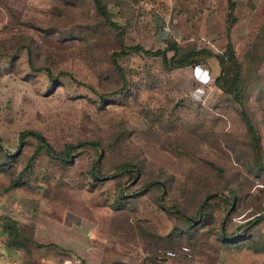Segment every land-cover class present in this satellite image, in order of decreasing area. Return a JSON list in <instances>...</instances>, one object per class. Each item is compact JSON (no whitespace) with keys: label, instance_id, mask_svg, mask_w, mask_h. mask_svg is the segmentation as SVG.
I'll use <instances>...</instances> for the list:
<instances>
[{"label":"rangeland","instance_id":"374dc122","mask_svg":"<svg viewBox=\"0 0 264 264\" xmlns=\"http://www.w3.org/2000/svg\"><path fill=\"white\" fill-rule=\"evenodd\" d=\"M104 1L128 43L227 45L228 0ZM236 2L230 38L264 162V0ZM117 46L94 0H0V214L35 238L11 247L0 223V264H154L161 249L183 245L191 259L167 264H264V164L254 160L242 105L215 83L218 57L170 67L133 52L119 60L128 87L103 98L124 82ZM32 128L57 148L90 142L67 161L42 149L25 169L37 137L20 134ZM98 161L101 178L92 174ZM125 161L138 164L136 176L115 173ZM150 178L164 188L145 189ZM230 187L237 197L228 206ZM209 191L221 194L196 223L168 210L178 203L194 216Z\"/></svg>","mask_w":264,"mask_h":264},{"label":"trees","instance_id":"16d2710c","mask_svg":"<svg viewBox=\"0 0 264 264\" xmlns=\"http://www.w3.org/2000/svg\"><path fill=\"white\" fill-rule=\"evenodd\" d=\"M94 1L97 7H99V9L101 10L104 21L111 28L115 30L118 46L112 50L111 55H112V60L115 66L117 67V70L119 71L120 75L124 80L122 85L114 88L112 91L100 92L101 97L106 98L108 94L124 90L125 88L128 87L129 81L127 79V74L123 66L120 64L119 60L122 57L129 56L133 52L143 51L151 55H160L164 63L170 67H183L187 65H196L205 61L208 57L215 55L218 57L220 63V71L219 74L215 77V83L223 91L230 93L233 96V98L239 104L242 105L240 112L247 125V130L250 136V143L254 155V160L260 165L264 164L261 154L262 143L260 138V132L258 127L256 126L255 121L251 117L248 109L245 107L244 95H243L244 89L242 85V81H243L242 63L236 53L233 41L230 38L232 27L238 19L237 14L235 12V8L237 5L236 0H228L227 28H226V32L228 35V42L225 49L221 52H216L207 46H201V47L191 46L188 48H183L178 44L176 40L173 41L169 40L168 44L165 47H160L156 49L144 47L141 43H128L125 39L126 36L125 27L121 24V22H119L117 19L113 17L111 10L107 6V3L104 0H94ZM27 36L29 38V44H27L26 46L28 47V52L32 59L31 53H33V48L35 47L34 46L35 40L32 36L30 35ZM170 50H172V53H170ZM39 68H42V66H39ZM43 68H46V70L52 77L57 76L53 74L52 70L49 67L44 66ZM60 72L62 73L65 71L61 70ZM26 135L27 136L33 135L37 137V145L35 146L33 152L29 156L28 161L25 165V169L29 166L30 164L29 162H31L40 153L42 149H45L48 153L54 155L55 157H59L63 159V161H67L69 160V158L72 156V153L77 148H79L80 146H82L87 142H90V140L88 139H81L78 142L67 141L64 143L63 147L57 148L52 142L48 140L45 134L40 130L33 128L24 129L23 131H21L20 134V138L22 142H24L25 138L27 137ZM1 142H2V138L0 135V151L3 150V145ZM93 143L95 142L93 141ZM7 156L11 157V153L7 154ZM0 165L2 164L0 163ZM99 166H100V161L96 162V164L92 166V174L95 178H101L106 176L105 172L102 171L99 168ZM138 169L139 166L137 163L125 161L123 163H120L116 167L115 173L129 172L131 175L136 176L138 173ZM164 185H165L164 181L158 178H150L144 182L145 189H148L152 186H158L160 188H164ZM230 191H231V195H227V198L225 199L228 206H230V204L237 197V192L234 187H230ZM220 194L221 192L219 193L215 191L207 192V195H205L201 204L199 205L197 214L194 216L188 215V213L185 212L179 206L178 203H174L171 206H168V210L172 215L176 216L177 218H184L190 223H196L197 219L201 215L208 213L207 207L210 204L209 201L211 197H217ZM258 218H259L258 216L254 218H250L248 222L244 224V227H246L248 224H251L254 220L256 219L258 220ZM0 223L2 224V228L8 234V245H10L11 247H21V246L27 247L26 241H35L33 231H28L27 227L23 225L22 222H20L16 217L8 213H1ZM223 234L225 235L226 233ZM240 235L241 234L239 233L236 236V239ZM152 259L155 261L154 264H161L160 260L157 258V253H155ZM118 264H122V263L118 262ZM142 264H149V263L144 262Z\"/></svg>","mask_w":264,"mask_h":264},{"label":"built area","instance_id":"2783aa9c","mask_svg":"<svg viewBox=\"0 0 264 264\" xmlns=\"http://www.w3.org/2000/svg\"><path fill=\"white\" fill-rule=\"evenodd\" d=\"M191 256L190 248L187 245H183L181 248L177 249H161L157 253V258L162 262L161 264H167L168 259L170 258H181L183 261H187L188 259H191ZM69 262V260H65L64 264H68Z\"/></svg>","mask_w":264,"mask_h":264}]
</instances>
